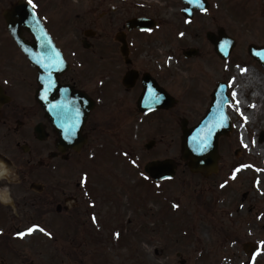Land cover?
<instances>
[{
  "label": "flooded vegetation",
  "instance_id": "obj_1",
  "mask_svg": "<svg viewBox=\"0 0 264 264\" xmlns=\"http://www.w3.org/2000/svg\"><path fill=\"white\" fill-rule=\"evenodd\" d=\"M207 1V11H201L203 3L192 5L184 0H165L160 3L164 6V15L154 17L139 11L138 0H33L35 8L28 0H0V249L15 246V249L40 246L55 249L58 246L59 225L62 222V226L68 225L71 211L79 205L78 198L85 191L80 182L73 187L80 155L98 146L108 129L116 127L136 135L139 122L146 121L150 130V113L155 111H163L176 121L184 120L191 127L196 123L191 122L206 112L213 90H208L209 96H203L199 106L191 103L187 106L177 91L164 85L178 101L172 107L150 111V66L144 71L136 65L141 45L135 41H150L152 31L161 27L168 39L173 37V43L170 41L173 50L190 58L187 53L196 48L194 56H200L201 43L180 46V33L189 30L194 39L207 40L212 52L226 63L232 62L239 51L251 57V45L264 46V0ZM153 8L161 11L160 6ZM142 16L156 19V25L149 28L151 31L127 27L128 20ZM9 24L19 29L29 45L35 43L37 32L44 30V37L49 36L51 40L47 48L51 61L53 46L61 50L70 68L59 76V82L82 92L85 99L82 108L77 110V118L58 106L52 118L47 114L40 99L46 97L57 103L63 99L62 95L42 92L39 68L19 47ZM118 36L128 43L131 62L125 68L86 66L91 57H111L115 52L122 56ZM244 37L253 40L242 44ZM221 40L231 43L227 60L217 52L215 43ZM129 70L135 73L131 86H126L123 79ZM145 74L148 90L141 100ZM182 94L186 98L192 96L191 88L186 87ZM87 110L83 119L82 112ZM123 124L129 126L123 128ZM79 137L82 140L76 141ZM145 148L150 151L146 145ZM94 154L90 150L89 157ZM174 159L177 172L181 163ZM32 224L42 226L51 236L39 231L24 238L15 235ZM2 264L7 263L2 261ZM30 264H35L34 260Z\"/></svg>",
  "mask_w": 264,
  "mask_h": 264
},
{
  "label": "rangeland",
  "instance_id": "obj_2",
  "mask_svg": "<svg viewBox=\"0 0 264 264\" xmlns=\"http://www.w3.org/2000/svg\"><path fill=\"white\" fill-rule=\"evenodd\" d=\"M164 1L138 0L139 11L163 16L160 3ZM154 6H160L161 11ZM172 40L159 27L150 34V41H135L141 45L136 65L144 71L150 66L162 85L180 94L183 104L199 106L203 96H209L208 90L221 80L232 81L231 97L239 85L237 76L244 74L240 69L247 71L250 67L261 78L250 89L258 91L263 99L264 69L248 54L239 51L232 62H223L207 40L194 39L188 30L179 37L180 46L201 43L203 51L200 56L185 58L172 49ZM251 40L244 37L242 44ZM73 60L80 65L77 58ZM86 66L125 68L126 63L115 52L111 57H91ZM186 87L192 91L188 98L182 94ZM233 103L231 97L227 111L232 129L220 138L219 171L209 177L192 172L181 161V123L163 111L150 113V130L146 121L139 122L136 135L116 127L108 129L100 144L87 149L77 161L73 187L86 174L85 191L78 198L79 205L72 209L68 225H59L58 246L0 249V264H30L31 260L35 264H264V250L252 261L250 246H246L251 243L257 249L258 242L264 240V171L255 170H264V101L262 109L246 123ZM239 108L244 117L256 110ZM128 126L123 124V128ZM241 137L247 148L240 143ZM151 139L156 143L147 151L145 145ZM90 150L95 156L89 157ZM166 157H175L181 163L172 179L154 181L141 176L142 172L146 175L144 164L148 160ZM240 164L254 167L241 169L235 179H230ZM257 177L259 187L254 183ZM225 180L228 183L220 187ZM182 259L186 262L181 263Z\"/></svg>",
  "mask_w": 264,
  "mask_h": 264
},
{
  "label": "water",
  "instance_id": "obj_3",
  "mask_svg": "<svg viewBox=\"0 0 264 264\" xmlns=\"http://www.w3.org/2000/svg\"><path fill=\"white\" fill-rule=\"evenodd\" d=\"M188 2V0H185ZM207 9V0H202ZM192 5H195L193 3ZM128 28L140 27L149 28L155 25V21L147 17H138L128 21ZM10 31L18 44L29 55L31 61L39 68V81L43 87V90H53L59 92L64 100L59 102L58 106L65 109L77 118L79 116L78 109L82 108V96L74 88H68V86H62L59 83L58 75L64 72L69 64L64 59L60 50L56 47L53 48V62L49 63V56L47 57V48L50 44V40L44 37L45 31L37 32L38 37L33 45V49L30 48L27 43L20 37V33L16 26L9 25ZM43 35V36H41ZM118 39L123 42L122 53L126 57V62H130L128 55V45L125 40L120 36ZM209 39L213 40L209 34ZM231 43L224 40L216 41L217 52L222 58H228L232 47ZM37 51V52H36ZM196 49H191V53H187V56L195 54ZM250 54L255 57L264 68V46L254 47L250 46ZM57 58V60H56ZM134 71L131 70L126 73L124 77V84L130 85ZM147 81V74L145 75ZM145 93L148 90V83H144ZM228 84L226 82H219L217 88L212 95L211 105L205 114V116L199 121V123L191 128L186 126V122H182L183 138H182V156L188 161L190 169L194 172H201L203 176H208L212 172L218 170V161L220 159L219 153V139L221 136L228 134L232 129V122L227 113V105L231 103L230 96L228 94ZM155 94L159 97V103H153L151 96ZM144 98V96H143ZM176 103L174 97H172L163 87H161L157 80L150 74V110L155 108H167L173 106ZM42 104L49 115L52 114L55 104L50 99L42 101ZM87 111L82 113L86 115ZM206 138V141H205ZM76 141H81L82 138H75ZM155 141L151 140L147 147H152ZM206 143L203 151H200V146ZM176 163L173 159H156L146 164L145 169L149 175L154 179H163L172 177L175 173ZM246 246H250V253H254L255 247L248 243Z\"/></svg>",
  "mask_w": 264,
  "mask_h": 264
},
{
  "label": "snow or ice",
  "instance_id": "obj_4",
  "mask_svg": "<svg viewBox=\"0 0 264 264\" xmlns=\"http://www.w3.org/2000/svg\"><path fill=\"white\" fill-rule=\"evenodd\" d=\"M188 3H189V4H193V3H195V4L202 5V0H188ZM28 4L32 5V7L35 8V4L33 3V0H28ZM200 10H201V11H207V9L204 8V7H202V6H201ZM146 31H151V29H146ZM180 35H183V33H180ZM240 71H241V73H243V72L246 71V69L241 68ZM234 79H235V78H233V80H234ZM231 83H232V81L229 82V86H231ZM231 97H232V99L234 100V103L232 104V107H233L237 112L240 113L241 118H242L243 121L246 123V122H247V117H244V116H243V113L240 112V108H239V103H240V102H239L238 99H236V97H237V93H236V91H232V93H231ZM151 100H152L153 103H159V97L156 96L155 94H153V95L151 96ZM252 106L254 107V105H252ZM68 131H69V130L66 129V132H68ZM205 141H206V138H205ZM240 143H241L245 148L248 147L247 144H244V142H243V138H242V137H241ZM253 143H255V141H253ZM204 147H206V143H203V144L200 146L199 150H200V151H203V150H204ZM135 163H136V162L133 161V164H135ZM251 167H254V166H253V165L240 164L239 166H237L236 168L233 169V171H232V173H231V176H230V179H235V178H236V174H237L238 172H240L241 169H246V168H251ZM255 170H256L257 172L264 171V170L259 169V168H256ZM141 176H143L145 179H148V178H149V177L146 176L143 172L141 173ZM86 180H87V176H86V174H85V175L82 176V178H81V183L84 184V183L86 182ZM227 183H228V180H225L224 183L220 185V187L223 188ZM254 183H255V185H256L257 187H259V185H260V179H259V177H257V179L254 181ZM84 194L87 195L86 192H85ZM173 206L176 207L177 205H173ZM257 218L259 219L260 217H257ZM92 220H93L94 223L96 222V218H95V217H92ZM36 231H39V232H41V233H44V234L47 235V236H51V233H50V232H48L45 228H43L42 226H40V225H38V224H32V225H30V226H27V227H25L24 229L15 232V235H16L18 238H24L25 236H27V235H31L32 233H34V232H36ZM115 235L118 236L119 234L116 233ZM258 244H259L260 247H258V248L256 249V252H255L254 255L250 258L252 261H254L256 255H259L260 252H261L262 250H264V240L259 241Z\"/></svg>",
  "mask_w": 264,
  "mask_h": 264
},
{
  "label": "bare ground",
  "instance_id": "obj_5",
  "mask_svg": "<svg viewBox=\"0 0 264 264\" xmlns=\"http://www.w3.org/2000/svg\"><path fill=\"white\" fill-rule=\"evenodd\" d=\"M238 73V70H237ZM261 78L259 77V75H255V70L253 67H250L247 69L246 72H244V74L241 76H237L236 81L239 82V85L237 87V99L239 100V106L244 108L245 106V102L243 99V95H244V91L249 88L250 86H252L253 84H257L259 82ZM258 91L255 92L254 97H257L259 94L257 93ZM257 113V109L253 112L250 113L247 116V120L251 121L254 117V115Z\"/></svg>",
  "mask_w": 264,
  "mask_h": 264
}]
</instances>
